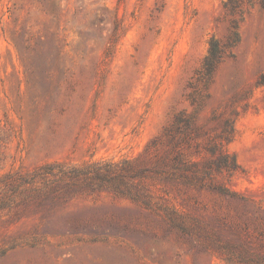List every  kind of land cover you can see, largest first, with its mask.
I'll return each instance as SVG.
<instances>
[{"label":"rangeland","instance_id":"obj_1","mask_svg":"<svg viewBox=\"0 0 264 264\" xmlns=\"http://www.w3.org/2000/svg\"><path fill=\"white\" fill-rule=\"evenodd\" d=\"M222 1L0 0V200L6 182L47 163L149 164L145 145L173 112L191 111L187 83L209 39L227 34ZM241 7L240 42L196 120L213 134L235 112L227 148L238 167L214 178L234 193L191 189L183 197L197 201L183 204L222 242L264 258V7ZM77 213L126 232L95 237ZM166 233L160 216L106 191L51 206L25 190L0 206V264H248Z\"/></svg>","mask_w":264,"mask_h":264},{"label":"trees","instance_id":"obj_2","mask_svg":"<svg viewBox=\"0 0 264 264\" xmlns=\"http://www.w3.org/2000/svg\"><path fill=\"white\" fill-rule=\"evenodd\" d=\"M252 3V0H247ZM264 7V0H258ZM243 0H223L222 9L230 15L227 34L224 39L212 36L208 41L205 55L199 67L187 83L186 99L191 111L180 109L173 112L170 121L162 131L154 136L144 147V151H155L149 164L134 163L136 159L123 158L120 161H92L81 164L47 163L27 174H20L16 181L6 182L7 196L0 200V206L10 205L17 193L25 190L31 192L40 202L48 205L65 202L81 193L99 194L106 191L116 198H125L132 204L149 210L162 218L168 237L171 231L203 242L206 252H219L227 259H236L241 263L264 264V258L239 251L227 242H222L217 235L209 232L202 221L191 215L184 208L185 200L196 202L188 190L209 188L222 194H233V190L224 183H217L214 178L218 174H233L238 167L234 155L228 150L227 144L234 135L233 116L224 117L221 125L213 134L197 124V115L204 105L209 93L204 91L211 83L219 64L225 57L233 56V49L240 42L239 21L242 19ZM239 17H236V15ZM212 111L210 118L217 116ZM200 155L196 159L191 155ZM151 178L157 195L147 188L144 180ZM37 182V184H36ZM39 182V183H38ZM31 194H25L24 200ZM180 197V200L176 198ZM175 199V201H174ZM177 199V200H176ZM49 219V214L44 215ZM79 222L95 237L98 233L105 237L106 233L119 234L126 232L114 224L103 228L92 221L84 213H77ZM157 235L143 236L141 242ZM211 245V246H209Z\"/></svg>","mask_w":264,"mask_h":264}]
</instances>
